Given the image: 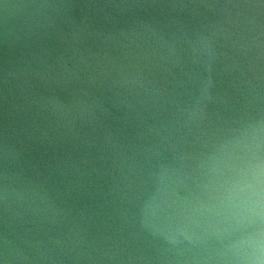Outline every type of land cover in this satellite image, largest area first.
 <instances>
[{
	"label": "water",
	"instance_id": "95a60500",
	"mask_svg": "<svg viewBox=\"0 0 264 264\" xmlns=\"http://www.w3.org/2000/svg\"><path fill=\"white\" fill-rule=\"evenodd\" d=\"M0 264H264V0H0Z\"/></svg>",
	"mask_w": 264,
	"mask_h": 264
}]
</instances>
